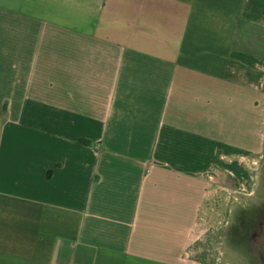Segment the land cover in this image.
Returning <instances> with one entry per match:
<instances>
[{"label":"crops","instance_id":"crops-1","mask_svg":"<svg viewBox=\"0 0 264 264\" xmlns=\"http://www.w3.org/2000/svg\"><path fill=\"white\" fill-rule=\"evenodd\" d=\"M264 148V0H0V264H197Z\"/></svg>","mask_w":264,"mask_h":264},{"label":"rangeland","instance_id":"rangeland-1","mask_svg":"<svg viewBox=\"0 0 264 264\" xmlns=\"http://www.w3.org/2000/svg\"><path fill=\"white\" fill-rule=\"evenodd\" d=\"M256 160L249 182L213 185L186 251L197 264H264V148Z\"/></svg>","mask_w":264,"mask_h":264}]
</instances>
